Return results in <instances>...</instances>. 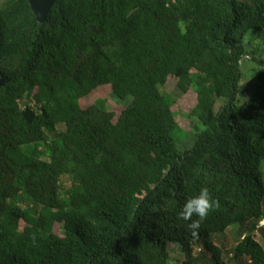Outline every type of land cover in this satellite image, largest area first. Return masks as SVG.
Returning <instances> with one entry per match:
<instances>
[{"label":"trees","instance_id":"1","mask_svg":"<svg viewBox=\"0 0 264 264\" xmlns=\"http://www.w3.org/2000/svg\"><path fill=\"white\" fill-rule=\"evenodd\" d=\"M263 32L264 0H55L44 22L3 1L0 264H264V55L242 69Z\"/></svg>","mask_w":264,"mask_h":264},{"label":"rangeland","instance_id":"2","mask_svg":"<svg viewBox=\"0 0 264 264\" xmlns=\"http://www.w3.org/2000/svg\"><path fill=\"white\" fill-rule=\"evenodd\" d=\"M5 1V0H0V4ZM249 50H256V57L253 59L247 60L245 59L244 63L242 64V69L245 71L246 76L248 77V81H254L253 78H255V69L259 68L260 66V54L264 55V32L262 35L259 37L258 40H256L254 43H251L248 45ZM175 84L176 80L170 79L167 85L165 86V89L168 92H172L175 97H176V105L174 106V110L177 113V120L179 121L181 127L185 130H190L192 129V126L194 125L193 120L188 118L186 116V113L191 110V108L195 105L196 103V96L195 94L190 91L188 93H182L179 90H175ZM112 95L109 92H106L105 90H98L95 92L92 96L88 97V103H92L95 99L98 97H107L111 99L109 101L110 105L114 104L112 103ZM192 134H189V138H186L182 141L181 147L182 148H188L191 146L190 139H191ZM56 227H58L56 225ZM57 229V228H56ZM257 240L264 245V238L261 236V234L256 235ZM171 255L174 260H183L185 258V253L183 249L181 248L180 245L178 244H173L171 245ZM196 251H199V248L196 249Z\"/></svg>","mask_w":264,"mask_h":264},{"label":"clouds","instance_id":"3","mask_svg":"<svg viewBox=\"0 0 264 264\" xmlns=\"http://www.w3.org/2000/svg\"><path fill=\"white\" fill-rule=\"evenodd\" d=\"M218 207V202L213 199L206 187H202L198 194L188 198L179 213V219L189 222L187 226L193 231L200 227V223L206 219L209 213ZM198 219H193V217Z\"/></svg>","mask_w":264,"mask_h":264},{"label":"water","instance_id":"4","mask_svg":"<svg viewBox=\"0 0 264 264\" xmlns=\"http://www.w3.org/2000/svg\"><path fill=\"white\" fill-rule=\"evenodd\" d=\"M29 2L32 11L34 12L38 21L40 22H44L47 19L52 7L55 4V0H29ZM9 81L10 79L8 77H4L0 75V86H4ZM23 115L25 119L29 123H31L35 118L36 112L27 108L24 110Z\"/></svg>","mask_w":264,"mask_h":264},{"label":"built area","instance_id":"5","mask_svg":"<svg viewBox=\"0 0 264 264\" xmlns=\"http://www.w3.org/2000/svg\"><path fill=\"white\" fill-rule=\"evenodd\" d=\"M260 227H264V219L260 222Z\"/></svg>","mask_w":264,"mask_h":264}]
</instances>
